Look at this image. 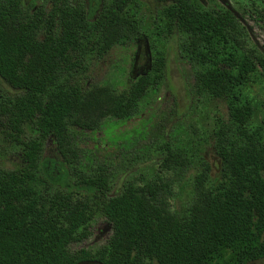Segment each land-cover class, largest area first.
Masks as SVG:
<instances>
[{
  "label": "trees",
  "instance_id": "obj_1",
  "mask_svg": "<svg viewBox=\"0 0 264 264\" xmlns=\"http://www.w3.org/2000/svg\"><path fill=\"white\" fill-rule=\"evenodd\" d=\"M132 1L50 0L48 11L25 17L26 0H0V79L20 92L2 99L0 116L5 137L23 146L20 166L0 171V264L264 262V99L249 94L254 84L264 87V43L252 38L253 47L241 52L230 41L242 16L228 3L211 12L193 0H155L165 6L168 30L186 36L189 53L201 65L197 89L223 99L228 110L230 127L216 132L218 174L211 179L206 167L195 176L188 210L177 214L167 207L162 181L129 183L111 196L102 170L69 181L63 165L76 159L71 131H93L102 118L131 116L150 84L148 74L121 92L61 84L89 44L104 51L135 30ZM154 65L159 71L160 64ZM25 132L32 137L24 140ZM47 139L58 160L41 159ZM167 156L185 163L172 152L165 161ZM38 172L65 191H39ZM79 192L97 198L111 225L106 244L94 252L69 248L88 235L91 210L87 199L75 197Z\"/></svg>",
  "mask_w": 264,
  "mask_h": 264
},
{
  "label": "rangeland",
  "instance_id": "obj_2",
  "mask_svg": "<svg viewBox=\"0 0 264 264\" xmlns=\"http://www.w3.org/2000/svg\"><path fill=\"white\" fill-rule=\"evenodd\" d=\"M7 1L1 0L3 4ZM193 1L211 12L223 11L228 3L242 16L236 29L229 33L230 41L241 52L253 47L252 38L264 43V0ZM108 2L101 0L102 4ZM50 6V0H26L21 7L22 16L31 17L37 9L48 11ZM164 7L155 0H133L135 30L129 37L104 51L89 44L72 77L62 76V85L73 82L85 89L108 86L116 92L127 90L142 74L150 76V84L134 114L122 119L102 118L93 131H71L76 159L63 167L71 182L77 174L89 176L102 170L109 196L129 183L140 186L162 181L166 184L163 198L167 207L182 214L194 200L195 176L208 167L210 178H216L220 165L215 153L216 132L230 124L226 102L197 89L195 73L201 65L189 53L186 36L168 30L167 19L162 15ZM154 62L160 64L159 71H155ZM19 94L0 79V102ZM249 94L264 99L263 85L254 84ZM3 131L5 120L0 116V171L20 166L23 151V146L9 142ZM31 137L28 132L23 134L24 140ZM168 151L185 163L175 164L168 156L165 161ZM46 158L58 160L55 145L49 139L44 141L41 151V159ZM57 168L61 170L59 165ZM34 183L41 192L65 191L59 184L45 182L41 172ZM75 197L89 201L91 217L85 227L88 235L72 242L69 248L94 252L106 244L111 225L92 194L79 192Z\"/></svg>",
  "mask_w": 264,
  "mask_h": 264
},
{
  "label": "water",
  "instance_id": "obj_3",
  "mask_svg": "<svg viewBox=\"0 0 264 264\" xmlns=\"http://www.w3.org/2000/svg\"><path fill=\"white\" fill-rule=\"evenodd\" d=\"M222 1H224V0H222ZM227 8H230L231 9V7L230 6H227ZM232 10V9H231ZM233 11V10H232ZM234 12V14L236 15V16H238L237 15V13L235 12V11H233ZM74 264H102L101 262H99V261H95V260H81V261H78V262H76V263H74Z\"/></svg>",
  "mask_w": 264,
  "mask_h": 264
}]
</instances>
